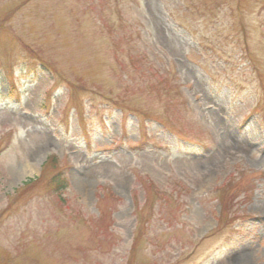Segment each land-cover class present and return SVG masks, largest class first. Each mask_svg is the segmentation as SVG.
I'll use <instances>...</instances> for the list:
<instances>
[{
    "label": "rangeland",
    "instance_id": "rangeland-1",
    "mask_svg": "<svg viewBox=\"0 0 264 264\" xmlns=\"http://www.w3.org/2000/svg\"><path fill=\"white\" fill-rule=\"evenodd\" d=\"M0 264H264V0H0Z\"/></svg>",
    "mask_w": 264,
    "mask_h": 264
},
{
    "label": "trees",
    "instance_id": "trees-1",
    "mask_svg": "<svg viewBox=\"0 0 264 264\" xmlns=\"http://www.w3.org/2000/svg\"><path fill=\"white\" fill-rule=\"evenodd\" d=\"M56 157L55 156H50L47 160V162L45 163V167L47 164H50L51 167H54L56 168ZM44 167V168H45ZM45 170V169H44ZM65 180H66V177L65 175L62 173L61 170H57L55 173H53L50 177H49V185L50 187L52 188H56L58 190H61L62 188H64V184H65ZM35 180H30L28 181L27 184H30L31 182H33Z\"/></svg>",
    "mask_w": 264,
    "mask_h": 264
}]
</instances>
